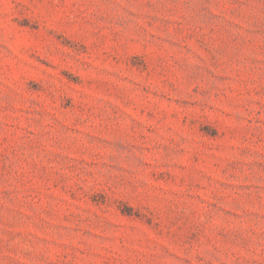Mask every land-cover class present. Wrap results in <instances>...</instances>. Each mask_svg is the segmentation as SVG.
I'll return each mask as SVG.
<instances>
[{"label": "rangeland", "instance_id": "1", "mask_svg": "<svg viewBox=\"0 0 264 264\" xmlns=\"http://www.w3.org/2000/svg\"><path fill=\"white\" fill-rule=\"evenodd\" d=\"M0 264H264V0H0Z\"/></svg>", "mask_w": 264, "mask_h": 264}]
</instances>
